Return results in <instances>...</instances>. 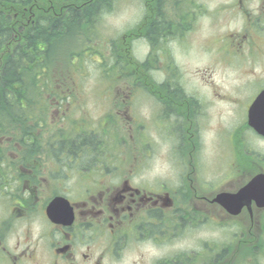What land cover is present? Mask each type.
Returning a JSON list of instances; mask_svg holds the SVG:
<instances>
[{"label":"flooded vegetation","instance_id":"obj_1","mask_svg":"<svg viewBox=\"0 0 264 264\" xmlns=\"http://www.w3.org/2000/svg\"><path fill=\"white\" fill-rule=\"evenodd\" d=\"M191 3L203 7L198 0L146 1L153 25L136 39L149 55L165 48V38L189 35L197 16ZM215 13L233 25L227 35H263L264 46V0H216ZM150 86L155 129L167 133L173 149L198 157L207 101L171 80ZM132 88L116 97L119 109L131 111L136 102L129 100L144 86ZM263 90L264 84L252 102ZM34 130L38 137H25V144H0V264H264V178L258 177L264 150L248 134L239 140L235 133L230 159L213 179L200 178L199 156L175 162L183 169L176 181L158 182L146 171L152 161L82 154L62 160L60 146ZM240 130L258 135L248 122ZM74 170L79 189L63 186ZM58 196L69 201L70 213L57 206L53 220L48 208Z\"/></svg>","mask_w":264,"mask_h":264},{"label":"rangeland","instance_id":"obj_2","mask_svg":"<svg viewBox=\"0 0 264 264\" xmlns=\"http://www.w3.org/2000/svg\"><path fill=\"white\" fill-rule=\"evenodd\" d=\"M199 1L205 5L204 13L189 25V35L175 40L165 38L162 43L165 48L155 51L148 57H145L149 51L145 42L133 38L139 32L146 33L153 25L148 19L150 10L147 8L144 10V0H113L111 6L108 5V8L104 7L99 12L101 17L97 25L104 35L86 42L84 35L73 34L63 43L65 47L72 46L71 51H78L81 55V61L76 64L77 75L69 81L76 92L74 101L77 102V105H68L70 110H73L70 115L77 122L82 120L87 125L91 124L100 129L99 133L103 135L105 141V151L101 144V152L100 149L97 151L99 159L117 162L152 161L151 168L148 167L146 171L147 174L157 177L158 182L176 181L181 167L175 162L191 160L187 153H184L185 157H181L184 151L172 148L173 143L167 133H160L155 129L151 121L153 101L148 96L150 94L136 91L137 97L132 100L136 103L132 105L131 111L119 110L118 104L111 99L112 96L129 95L133 88L130 89L128 86H132L133 83L145 84L137 80L148 83L151 80L176 81L183 85L188 94L207 101L206 116L201 120V123L204 120L205 125L198 133L201 150L197 161L202 180L212 179L216 176L215 170L225 160L230 159L228 148L234 138L232 129L235 127L231 129V125L238 119V126L242 128L246 125L250 97L264 81V54L262 52L255 61L250 57L252 35L244 39L237 35H216L229 33L233 25L215 15L216 0ZM145 15L146 19H144ZM124 34L134 35L127 37L124 42L122 38ZM76 35L79 36L75 38ZM253 36L255 39H262L258 35ZM236 38L241 43L240 52L231 47L233 39ZM89 45L97 48L96 52L106 56L112 53L111 46L125 47L123 50L126 75L119 76L110 84L102 80L101 58L99 54L85 51L88 49L86 46ZM149 60L155 64L148 69L142 63L144 61L148 63ZM169 66L177 72L176 79L167 75V71L171 70ZM115 71L113 69L111 74ZM130 74H135L137 80L134 76L129 77ZM61 93L65 92L62 90ZM132 115L135 116L134 122ZM7 117L6 113L0 112V123L12 128L11 120ZM137 118L140 121H137ZM53 122L59 124V119H53L51 123ZM80 126L81 124L78 123L77 127ZM44 131L49 138L51 132L47 129ZM6 132L3 130L1 132L0 129V134ZM11 133L21 135L19 130ZM57 133L61 132L57 131ZM246 134L254 137L252 132L245 131L238 139H242L241 136L244 137ZM46 137H43L44 140ZM16 139H19V136H16ZM144 139L150 144L148 141L146 144L143 143ZM249 142L264 150L262 141ZM88 154L92 155L91 150ZM78 177L76 170L71 171L63 186L79 189L82 182L79 180L80 184H75Z\"/></svg>","mask_w":264,"mask_h":264},{"label":"trees","instance_id":"obj_3","mask_svg":"<svg viewBox=\"0 0 264 264\" xmlns=\"http://www.w3.org/2000/svg\"><path fill=\"white\" fill-rule=\"evenodd\" d=\"M111 2L0 0V112L8 114L11 127L25 129L48 126L53 108L68 102L54 84L59 78L56 69L63 62L76 71L74 59L78 53L71 50L67 53L69 49L65 50L63 43L76 31L81 34L92 31L93 35H101L97 25L101 15L99 12L104 7L111 6ZM48 3H52V7L46 12ZM17 5H28L42 14L27 26L26 32L18 31L16 27L24 22L23 18L18 17V22L11 19V9ZM41 6L46 9L42 11ZM157 31L156 29L154 32ZM100 54L106 59L104 54ZM110 59L108 68L120 64L116 50H113ZM65 137L68 135H63V141L59 143L66 151L72 152L76 158L79 153L90 157L88 151L92 152V145L95 144L90 138L87 141L80 140L82 135L74 134L71 137L75 138L64 139Z\"/></svg>","mask_w":264,"mask_h":264},{"label":"water","instance_id":"obj_4","mask_svg":"<svg viewBox=\"0 0 264 264\" xmlns=\"http://www.w3.org/2000/svg\"><path fill=\"white\" fill-rule=\"evenodd\" d=\"M263 99H264V93H263V94H262V95L256 100V102L253 104V107L256 108V107L261 103V101H262ZM260 131H261V132H264V131L261 130V129H260ZM55 202H56V201H55ZM55 202H54V203H55ZM54 203H53V205H54Z\"/></svg>","mask_w":264,"mask_h":264},{"label":"bare ground","instance_id":"obj_5","mask_svg":"<svg viewBox=\"0 0 264 264\" xmlns=\"http://www.w3.org/2000/svg\"><path fill=\"white\" fill-rule=\"evenodd\" d=\"M189 162V161H188Z\"/></svg>","mask_w":264,"mask_h":264}]
</instances>
